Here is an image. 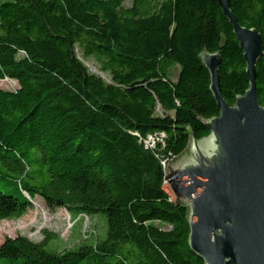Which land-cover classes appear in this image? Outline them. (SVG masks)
Returning a JSON list of instances; mask_svg holds the SVG:
<instances>
[{
    "label": "trees",
    "instance_id": "trees-1",
    "mask_svg": "<svg viewBox=\"0 0 264 264\" xmlns=\"http://www.w3.org/2000/svg\"><path fill=\"white\" fill-rule=\"evenodd\" d=\"M264 41V0H231ZM234 28L212 0H0V221L40 196L50 209L106 217L107 231L63 252L7 237L4 264H204L189 246L188 208L166 183L167 163L202 119L219 115L201 53L220 52L225 100L250 87ZM93 57L109 80L79 57ZM180 66L178 77L171 67ZM256 87L264 105V56ZM164 131L165 146L141 137ZM168 225L163 228L157 225Z\"/></svg>",
    "mask_w": 264,
    "mask_h": 264
},
{
    "label": "water",
    "instance_id": "water-1",
    "mask_svg": "<svg viewBox=\"0 0 264 264\" xmlns=\"http://www.w3.org/2000/svg\"><path fill=\"white\" fill-rule=\"evenodd\" d=\"M212 1L234 28L250 87L230 105L221 91L220 52L201 53L220 113L202 119L209 134H191L186 150L169 162L166 180L188 208L189 246L204 264H264V105L256 87L264 41L257 28L239 23L231 0Z\"/></svg>",
    "mask_w": 264,
    "mask_h": 264
},
{
    "label": "rangeland",
    "instance_id": "rangeland-1",
    "mask_svg": "<svg viewBox=\"0 0 264 264\" xmlns=\"http://www.w3.org/2000/svg\"><path fill=\"white\" fill-rule=\"evenodd\" d=\"M78 55L91 71L109 80L108 74L100 70V64L93 57L84 58L80 52ZM179 72L180 66L173 65L170 77L175 80ZM17 87L18 83L15 80L0 79V88L14 90ZM167 187L170 189L169 183ZM173 197L175 198L174 194ZM32 203L33 207L22 217L0 221V245L7 237L18 235L27 236L34 241H42L45 238L44 231L47 230L57 234V237L49 242V247L52 250L63 252L85 242L92 243L96 237L101 238L106 235V217L102 214L74 216L66 208L50 209L40 196H36ZM156 224L169 228L168 225ZM0 264H4L3 261H0Z\"/></svg>",
    "mask_w": 264,
    "mask_h": 264
},
{
    "label": "built area",
    "instance_id": "built-area-1",
    "mask_svg": "<svg viewBox=\"0 0 264 264\" xmlns=\"http://www.w3.org/2000/svg\"><path fill=\"white\" fill-rule=\"evenodd\" d=\"M167 139V134L164 131H158L151 134H148L145 137L140 138V142L144 145L146 149L158 150L161 147L165 146ZM167 162L164 161L163 165L167 167ZM166 183H169L166 180Z\"/></svg>",
    "mask_w": 264,
    "mask_h": 264
},
{
    "label": "bare ground",
    "instance_id": "bare-ground-1",
    "mask_svg": "<svg viewBox=\"0 0 264 264\" xmlns=\"http://www.w3.org/2000/svg\"><path fill=\"white\" fill-rule=\"evenodd\" d=\"M95 71L97 72V69H95ZM34 200V199H33Z\"/></svg>",
    "mask_w": 264,
    "mask_h": 264
}]
</instances>
